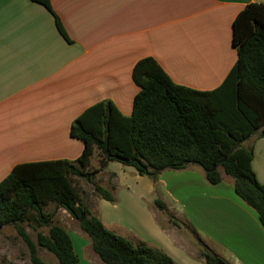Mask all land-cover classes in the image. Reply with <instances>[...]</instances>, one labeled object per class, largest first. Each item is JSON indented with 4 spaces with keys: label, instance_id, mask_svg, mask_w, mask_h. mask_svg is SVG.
<instances>
[{
    "label": "crops",
    "instance_id": "1",
    "mask_svg": "<svg viewBox=\"0 0 264 264\" xmlns=\"http://www.w3.org/2000/svg\"><path fill=\"white\" fill-rule=\"evenodd\" d=\"M48 3L53 14L33 0H0V182L17 165L75 161L83 143L70 136V126L91 106L109 101L129 117L139 91L131 73L140 59L153 58L177 85L218 88L236 61L235 17L248 4L264 6V0ZM244 145L252 148L251 167L264 185V135ZM99 159L95 149L90 165ZM99 172L114 200L92 197L85 204L108 231L159 249L176 264H204L170 213L228 264H264V229L223 172L217 185L194 164L164 170L155 182L117 162ZM65 230L78 264H104L80 228Z\"/></svg>",
    "mask_w": 264,
    "mask_h": 264
},
{
    "label": "trees",
    "instance_id": "2",
    "mask_svg": "<svg viewBox=\"0 0 264 264\" xmlns=\"http://www.w3.org/2000/svg\"><path fill=\"white\" fill-rule=\"evenodd\" d=\"M51 13L48 0H33ZM53 14V13H52ZM55 18V25L66 35ZM232 46L236 61L222 84L212 91H198L175 84L151 57L140 59L131 77L139 91L129 117L109 101L86 109L71 124L69 134L83 143L75 161L57 160L15 166L0 182V230L14 224L28 251L31 264H46L41 248L56 264H78L68 232L50 222L47 234L36 232L33 241L25 228L41 227L47 219L42 208L53 202L71 217L84 219L80 230L93 253L104 264H176L167 254L108 231L90 214L71 178L87 181L94 150L102 168L106 159L133 167L139 175L156 181L164 170L199 165L209 184L217 185L222 172L233 179L236 196L254 210L264 229V185L252 170L253 152L244 143L264 135V6L248 4L233 21ZM217 169L211 171L212 167ZM101 199L113 202L111 190L93 185ZM160 210L165 206L159 201ZM31 211L35 217H30ZM204 264H228L207 247Z\"/></svg>",
    "mask_w": 264,
    "mask_h": 264
},
{
    "label": "rangeland",
    "instance_id": "3",
    "mask_svg": "<svg viewBox=\"0 0 264 264\" xmlns=\"http://www.w3.org/2000/svg\"><path fill=\"white\" fill-rule=\"evenodd\" d=\"M100 168L99 159L96 163L94 162L89 166L88 171L91 172L92 175L87 181L75 177L71 178L73 185L80 190L79 195L83 202H86L92 197H98L93 191V185L95 184L101 186L102 175L99 172ZM218 170L222 172L220 168ZM42 212L47 219L36 231L29 227L26 223L22 225L33 241L36 239V232L47 234L48 224L50 222L59 225L64 229H67L68 227L79 228L78 219L71 217L67 211L60 206L55 205L53 202L45 204L42 208ZM53 214L54 216L52 217ZM29 216L35 217V212L31 211ZM166 216L169 220H174V224L178 226L179 234H183L188 237L190 250L193 251L192 256L196 259L202 260L201 251L207 246L199 241V239H197L191 231L185 227L180 218H175L174 215L170 213H166ZM14 224L15 223L8 224L0 230V264H31L26 246L17 234ZM90 251H92V249ZM37 253L46 264L56 263L55 258L45 250L37 248Z\"/></svg>",
    "mask_w": 264,
    "mask_h": 264
},
{
    "label": "water",
    "instance_id": "4",
    "mask_svg": "<svg viewBox=\"0 0 264 264\" xmlns=\"http://www.w3.org/2000/svg\"><path fill=\"white\" fill-rule=\"evenodd\" d=\"M107 162H108V159H106V161H105L103 167L105 166V164H106ZM216 169H217V167L214 166V167H212L211 171H214V170H216ZM53 216H54V214L52 215V217H53ZM83 219H84V215H81V217L78 219L79 223L82 222Z\"/></svg>",
    "mask_w": 264,
    "mask_h": 264
}]
</instances>
